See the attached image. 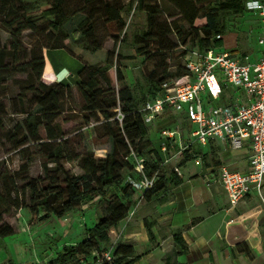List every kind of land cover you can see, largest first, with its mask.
<instances>
[{
  "label": "trees",
  "instance_id": "trees-1",
  "mask_svg": "<svg viewBox=\"0 0 264 264\" xmlns=\"http://www.w3.org/2000/svg\"><path fill=\"white\" fill-rule=\"evenodd\" d=\"M129 1V8H132L134 2L138 1L136 10L146 15L145 30L142 33L134 34L132 41L135 52L141 56L150 55L153 52L154 54L177 52L179 43L185 46L198 47L201 50L223 48L225 43L222 36L227 34L225 17H241L249 12L246 9L248 0ZM99 2L102 3V0ZM161 2L164 7H161ZM66 4V0H53L52 6L43 12V18L49 19L48 28H46L50 31V35L47 37L49 42V46L46 47L47 51L68 50L66 44L70 40V34L65 25L71 20V15ZM104 6L105 17L103 19L109 33L114 37L123 34L125 38L124 9L109 2L105 3ZM206 6L211 7L205 12L204 22L199 26L197 23L200 13L202 8ZM166 11L170 13L171 17L180 16V21L188 24L190 31L184 33L178 27L179 21L168 22L163 19V14L167 15ZM30 13L32 10L28 8L25 0H0V15L4 18L3 30L11 36L9 47L4 46L3 49H0V83L9 74L8 60H13L15 74H28L32 77V73L36 72L39 78H43L44 73L46 78L48 76L43 53L39 57L38 66L35 65V59L27 63L17 64V51L21 47L23 33L37 29V23ZM94 20V13L91 12L80 24L81 30L88 26V29L83 31L85 37L94 36ZM73 35L77 37L78 32L75 31ZM171 35L176 37L177 42L171 39ZM188 39H191L192 43H188ZM100 49L101 47H96L94 51ZM68 51L76 58L81 59L75 52ZM161 56L162 58L156 66L152 67L151 73L146 77V101L155 99L162 90L163 82L173 77L170 72L171 61L170 65L166 64L165 55ZM184 74V69L179 67L176 75L182 76ZM79 75L81 80L74 84L85 101L82 110L88 114L86 119L89 121L90 117L99 118V115L103 116L108 129L106 136L113 140L118 151L121 149L119 151L120 157L107 156L103 158L77 155L65 159L64 148L60 145L54 147L44 156L46 159L43 165L45 178L34 180L28 179L32 163L30 158L24 156L25 149H22L21 154L25 163L17 172L10 174L0 165V242L15 235L13 228L4 224L2 219L3 215L10 214L12 210L29 209L31 223L39 224L53 217L62 218L68 213L75 212L83 204L92 202L97 196L103 195L105 191H119L125 198L124 201L121 199L111 203L107 215L87 231L85 239L76 245H65L53 261L42 264H85L88 261L103 259V254L106 251H111L112 259L111 261L103 259V264H136L140 256L136 254L134 245L132 243L112 244L111 232L118 229L120 223L128 218L140 198L148 202L158 199L161 204L167 203L172 196V190L178 187L182 180L174 168L171 173L163 170L154 188L145 192L142 197H138L137 191L130 184L125 183L128 175L136 177L133 167L126 161V157L133 147L146 159V174L152 176L159 168V161L162 159L160 150L162 142L160 148L157 149L154 146V141L149 140L150 126L145 123L144 114L140 111L133 91L125 85L126 78L122 66L115 65L111 61L110 54L104 65L88 66L85 63ZM68 78L54 82L47 80L49 85L43 83L40 87L31 85L29 88L33 94L31 100L34 105L40 108V111L37 114L24 112L26 114L25 125L18 123L14 129L15 136L19 141L29 138L44 139L40 135L44 123L46 124L44 127L46 139L52 141L61 137V127L53 124L57 120V115L64 111V101L72 94L74 84H71L67 80ZM116 83L120 86L119 89L115 87ZM118 111L124 115L122 123L117 120ZM112 119L114 121L111 123ZM19 141L17 147L24 146ZM143 142L147 143V147L139 150L136 145ZM189 159L190 156L187 153L182 164ZM64 160L68 162L80 160V167L84 175L81 177L71 175L63 166ZM49 164L56 166L57 173L64 176L63 180L60 177H49ZM125 167L129 169L127 174L123 175ZM18 180L25 181V184L19 186ZM27 193L31 196L30 205L26 202ZM153 224L146 223V229L150 242L155 244L156 236L153 232ZM173 240L179 250V255H186L189 247L183 235L175 234ZM4 250L7 251L6 246H4ZM171 261V258L168 257L166 264H172ZM9 264L14 263L10 260Z\"/></svg>",
  "mask_w": 264,
  "mask_h": 264
},
{
  "label": "rangeland",
  "instance_id": "rangeland-1",
  "mask_svg": "<svg viewBox=\"0 0 264 264\" xmlns=\"http://www.w3.org/2000/svg\"><path fill=\"white\" fill-rule=\"evenodd\" d=\"M219 1V0H217ZM53 0H25L30 13L36 23L37 29L35 31H25L21 37V47L17 51V64L27 63L36 60L35 65H39V57L45 53L46 47L49 46L48 35L50 31L48 28L49 19L43 18V12L52 6ZM115 3L124 9L125 29L124 35H117L114 37L109 33L104 23L105 17V3ZM129 0H66V7L71 15V20L65 25L70 40L66 44L67 49L75 52L81 59L73 56L68 50H51L50 56L58 64L65 65L73 71L74 76L69 80L71 84L78 83L81 80L80 72L82 71L85 63L88 66L104 65L106 60L111 55V61L116 65H121L125 75V85L129 86L133 91L134 96L141 109L146 101V77L151 73L152 67L156 66L158 61L165 55L166 64H177L179 51L173 53L163 54H150L146 56L138 55L133 48L134 34L142 33L146 28V15L143 12L136 10L138 1H135L133 7L129 8ZM164 5L161 2V7ZM211 6L202 8L197 25L204 22V14L210 9ZM97 8V10H95ZM165 9V8H164ZM94 13V36L85 37L80 28V24L90 15ZM167 15L163 14V19L168 22L179 21L178 27L184 32L190 31V26L183 21L181 17L176 15L171 17L170 13L166 11ZM224 18V16H223ZM4 18L0 15V39L1 48L4 46L9 47L11 43V36L3 30L2 22ZM227 34L222 36L224 39L225 51L232 52L239 55L250 56L253 59H258L261 54V47L258 45V38L261 32V23L259 16L255 12H247L241 17L227 16L225 17ZM78 32L75 37L74 32ZM52 35V34H51ZM125 39L123 42L122 40ZM171 39L177 42L174 35ZM192 43L191 39L187 40ZM96 47H101L100 50L94 51ZM84 59V62L82 61ZM174 59H176L174 61ZM9 74L5 76V80L0 83V165L3 169L7 170L10 174L17 172L21 165L25 163L21 150L25 149L24 156L31 159V167L28 174V179L38 180L45 178L44 167L45 155L57 146H63L65 159L76 157L77 155L94 156V157H120V150L116 149L112 139L106 136L108 129L106 128V120L102 115L99 118L90 117L87 121L88 114L83 112L85 101L74 84L72 86V94L64 101V111L57 115V120L53 124L59 125L62 130V135L56 140L46 139L45 129L46 124L41 127L40 135L44 137L42 140H28L17 139L15 126L18 123L24 124L26 114L24 112L37 114L40 108L33 104L31 98L32 93L29 91L31 85L40 87L43 83L48 84L43 78H39L37 73L28 74H15L13 71V60H8ZM180 62V61H179ZM171 73L174 69L171 68ZM115 87L119 89L116 83ZM114 119L111 120V123ZM174 116H162L160 119L155 120L150 126L149 140L154 141V146L160 148V135L163 129H175L176 126L172 125ZM25 125V124H24ZM25 128V127H24ZM158 140V141H157ZM22 142L24 146L17 147V142ZM137 148L143 150L147 147V143H138ZM133 148V147H132ZM221 160V155L217 158H209L207 164H216L217 160ZM80 160L75 162L63 161V166L71 174L78 177L84 175L80 167ZM174 163L169 165L165 172L171 173ZM49 177H60L64 179L63 175L58 174L56 166L49 164ZM127 167L123 171V175L128 172ZM203 170L202 166L196 165L195 161H190L186 167H183L181 172L184 176L199 174ZM201 185L204 184V179L200 181ZM25 181L18 180V185L22 186ZM220 200L225 202L227 198L221 192ZM139 197V196H138ZM171 198V197H170ZM31 196L26 194V202L30 205ZM123 200V195L119 191H105L103 195L97 196L94 201L83 204L75 212L68 213L62 218L53 217L46 222L39 224L31 223V214L29 209L12 210L10 214L2 216L3 223L11 226L15 231L16 237L11 242L12 251L5 255L0 256V261L8 257L14 264H40L53 261L59 252L62 251L65 245H76L85 239L87 231L93 228L99 220L107 215L109 205L115 200ZM143 201L145 199L140 198ZM134 201V199H133ZM138 200L137 206L134 208L135 214L131 219H136L142 215H146V222H157L159 218H166L170 215L166 210H170L166 203L161 204L160 200L153 201L152 205L145 206V202ZM253 203H264V196L258 198L254 196ZM148 203H151L149 201ZM161 206L162 210L167 207L163 213H159L154 206ZM1 213V210H0ZM156 218V219H155ZM169 221L163 222L160 226L164 228L167 234L166 226ZM118 229L111 232V243L117 241L116 244L123 243L122 236ZM110 243V244H111ZM115 244V245H116ZM104 247V244H102ZM39 258V259H37ZM8 263V259L6 260Z\"/></svg>",
  "mask_w": 264,
  "mask_h": 264
},
{
  "label": "built area",
  "instance_id": "built-area-1",
  "mask_svg": "<svg viewBox=\"0 0 264 264\" xmlns=\"http://www.w3.org/2000/svg\"><path fill=\"white\" fill-rule=\"evenodd\" d=\"M246 9L257 13L261 23L258 59L222 48L201 50L179 43L180 57L174 59L178 63L171 61L173 77L164 81L160 94L146 101L140 109L147 125L166 112L180 116L186 125L161 131L162 159L152 176L146 174V159L135 149H130L126 161L138 178L128 175L125 183L130 184L139 197L153 189L161 172L177 162L193 145L205 147L211 141H219L235 151L247 147L249 165L245 171L234 170L228 165L208 170L204 175L205 185L222 187L233 207L249 196L263 197L264 0H248ZM179 67L185 71L182 76L176 75ZM224 98L229 102L222 103ZM123 119L124 115L118 111L117 120L122 123ZM173 168L177 171L176 166ZM134 214L135 210L128 218ZM103 259L111 261V251H106ZM103 259L85 264H103Z\"/></svg>",
  "mask_w": 264,
  "mask_h": 264
},
{
  "label": "crops",
  "instance_id": "crops-1",
  "mask_svg": "<svg viewBox=\"0 0 264 264\" xmlns=\"http://www.w3.org/2000/svg\"><path fill=\"white\" fill-rule=\"evenodd\" d=\"M50 51L46 50L44 53L48 75L46 78L44 73V81H62L68 75L67 80H70L74 76L73 71L55 62L50 56ZM228 102L226 98L222 100V103ZM162 116H174L172 125L176 127L186 125L183 118L171 112ZM187 153L190 159L182 164ZM220 155L221 160L216 159V164H207L209 158H217ZM249 156L247 147L235 151L219 141H211L205 147L193 145L177 162L175 161L174 167H177V174L182 183L172 190V196L166 203L170 210H166L167 207L162 210L161 206H154L159 213L165 210L170 213L166 218L153 222L155 244L150 242L147 233L146 223L149 222L145 223L146 215L136 219L126 218L118 227L120 235L117 238L122 236L123 243H132L136 254L140 256L136 264H166L168 257L171 258L172 264H264V203H253L251 201L254 196H249L233 207L222 187L202 186L200 182L208 170L221 165H228L238 171L247 170ZM190 161H195L203 170L187 177L181 170ZM221 192L227 198L225 202L220 200ZM139 201L145 202L146 207L153 204V201ZM166 221H169L166 226L168 233L163 235L164 228L160 225ZM175 234H182L186 240L189 247L186 255H179L173 240ZM15 237L16 235L0 242V256L6 254L4 246L7 247L8 253L12 251L11 242ZM7 259L9 263L10 259L6 257L0 264H5Z\"/></svg>",
  "mask_w": 264,
  "mask_h": 264
}]
</instances>
